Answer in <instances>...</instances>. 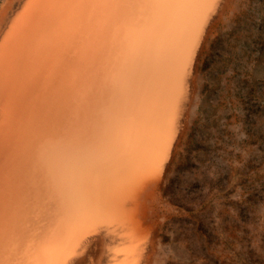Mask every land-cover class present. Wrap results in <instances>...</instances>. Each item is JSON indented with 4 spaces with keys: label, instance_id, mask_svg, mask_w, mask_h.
<instances>
[{
    "label": "bare ground",
    "instance_id": "1",
    "mask_svg": "<svg viewBox=\"0 0 264 264\" xmlns=\"http://www.w3.org/2000/svg\"><path fill=\"white\" fill-rule=\"evenodd\" d=\"M261 1L0 0V264L202 259L221 50Z\"/></svg>",
    "mask_w": 264,
    "mask_h": 264
},
{
    "label": "rangeland",
    "instance_id": "2",
    "mask_svg": "<svg viewBox=\"0 0 264 264\" xmlns=\"http://www.w3.org/2000/svg\"><path fill=\"white\" fill-rule=\"evenodd\" d=\"M258 5L221 50L233 88L221 137L209 142L208 181L195 190L207 232L195 264H264V0Z\"/></svg>",
    "mask_w": 264,
    "mask_h": 264
}]
</instances>
